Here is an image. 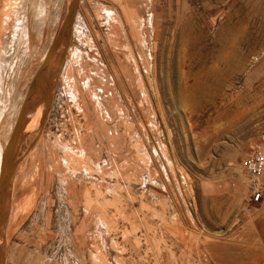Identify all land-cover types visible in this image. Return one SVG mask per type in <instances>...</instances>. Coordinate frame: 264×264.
Wrapping results in <instances>:
<instances>
[{
	"label": "rangeland",
	"instance_id": "374dc122",
	"mask_svg": "<svg viewBox=\"0 0 264 264\" xmlns=\"http://www.w3.org/2000/svg\"><path fill=\"white\" fill-rule=\"evenodd\" d=\"M12 1L0 170L72 2L5 24ZM76 17L25 117L0 263L264 264L243 166L264 151V0H81Z\"/></svg>",
	"mask_w": 264,
	"mask_h": 264
},
{
	"label": "water",
	"instance_id": "95a60500",
	"mask_svg": "<svg viewBox=\"0 0 264 264\" xmlns=\"http://www.w3.org/2000/svg\"><path fill=\"white\" fill-rule=\"evenodd\" d=\"M80 1L81 0H72L71 4L69 5L67 14L61 24L58 34L52 41L48 49V52L46 56L44 57L42 64L40 65L39 69L37 70V72L35 73L33 77L31 86L29 90L27 91V94L20 107L18 117L16 119L13 131L11 134V138L9 139V142L7 143L5 153L3 154V159H2V167H3L2 172L3 173L0 178V228L6 222L7 216H8L7 214V189L9 188V185L13 178L14 170H15L14 168L17 164L15 162L16 164L12 166L11 162L13 161L16 148L21 138L20 136H21L22 130L25 125V117L29 111V108L32 106L30 102L31 100H33L35 96L39 94L43 82H46L47 84L49 83L47 73L50 69L51 61L57 49L60 46H62L68 38L71 26L73 25V22L75 21L76 16H77V11H78ZM47 95L48 94H46V99H47ZM45 106L48 108V103H45Z\"/></svg>",
	"mask_w": 264,
	"mask_h": 264
},
{
	"label": "built area",
	"instance_id": "2783aa9c",
	"mask_svg": "<svg viewBox=\"0 0 264 264\" xmlns=\"http://www.w3.org/2000/svg\"><path fill=\"white\" fill-rule=\"evenodd\" d=\"M243 166L249 177L250 200L261 204L264 201V185L260 177L264 174V151L255 150L243 161Z\"/></svg>",
	"mask_w": 264,
	"mask_h": 264
},
{
	"label": "bare ground",
	"instance_id": "6f19581e",
	"mask_svg": "<svg viewBox=\"0 0 264 264\" xmlns=\"http://www.w3.org/2000/svg\"><path fill=\"white\" fill-rule=\"evenodd\" d=\"M26 1H28V0H24V2L25 3H23L21 6V11H20V8L18 9L17 7L19 6V4H21L22 3V1L20 0H13L12 2H11V5L9 6V11H8V13H7V18H6V20L4 21L5 22V24H7L8 23V21L10 20V18H11V15H12V11H14V14H15V16H18L19 18H23V19H25L26 17L28 18V15L26 14V9H28L29 8V10H31V8L30 7H28V5H26ZM43 1V0H42ZM38 2H40L39 0H32L31 2H30V5L32 4V9H34L35 8V3H38ZM17 11V12H16ZM37 11H40L41 12V10L40 9H38ZM16 12V13H15ZM77 18V17H76ZM12 19V18H11ZM75 22H76V20H75ZM75 22H74V25L73 26H75ZM22 30V33L24 34H22V37H23V41H25V40H27V34L26 33H28V31H27V28L25 27V26H23V28L21 29ZM28 41V40H27ZM67 41V40H66ZM24 43H26V42H24ZM65 44V43H64ZM63 44V45H64ZM61 50V49H60ZM4 51V50H3ZM57 52V51H56ZM56 58H58V57H56ZM56 58H55V60H56ZM55 60H53V61H55ZM52 61V62H53ZM56 63V62H55ZM52 64V63H51ZM50 64V65H51ZM53 66H54V63H53ZM53 69V68H52ZM48 75H51V72L48 74ZM47 75V76H48ZM53 76V75H52ZM51 76V77H52ZM50 77V76H49ZM50 80V79H49ZM52 81H53V78H52ZM51 82V81H50ZM49 82V83H50ZM54 82V81H53ZM43 84H45V82L43 83ZM48 85V84H47ZM46 85V86H47ZM4 85L2 84V82H0V91H2L3 90V87ZM49 87H51V86H49ZM41 90H42V86H41ZM41 104V103H40ZM15 106H16V103H15ZM19 106V105H18ZM13 113V112H12ZM29 114V113H28ZM27 114V115H28ZM13 116V115H12ZM28 128V126H27V124L25 125V129L24 130H26ZM22 134V133H21ZM21 137V136H20ZM82 157V156H81ZM14 164H16L15 162H11V165L12 166H14ZM3 169V168H2ZM14 169H16V166H15V168ZM1 171V174H0V178H1V176H2V170H0ZM14 173H15V170H14ZM15 175V174H14ZM14 175H13V178H14ZM12 178V179H13ZM10 187V186H9ZM11 188V187H10ZM8 192H9V190H8ZM8 195V194H7ZM1 229V228H0ZM1 264V263H0Z\"/></svg>",
	"mask_w": 264,
	"mask_h": 264
},
{
	"label": "crops",
	"instance_id": "0c3cea01",
	"mask_svg": "<svg viewBox=\"0 0 264 264\" xmlns=\"http://www.w3.org/2000/svg\"><path fill=\"white\" fill-rule=\"evenodd\" d=\"M18 113H19V111H18ZM17 117H18V115H17ZM17 165H18V163L16 164V168H17ZM260 181L264 185V174L260 177ZM256 210H257V224H256L257 248H259L261 250V251L256 250V253H260V254L264 255V201L260 204L259 207H257Z\"/></svg>",
	"mask_w": 264,
	"mask_h": 264
}]
</instances>
